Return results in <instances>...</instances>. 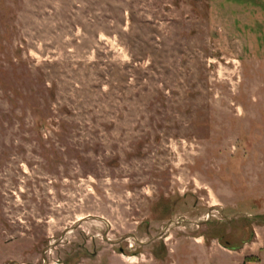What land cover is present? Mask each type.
I'll return each instance as SVG.
<instances>
[{"label":"rangeland","instance_id":"obj_1","mask_svg":"<svg viewBox=\"0 0 264 264\" xmlns=\"http://www.w3.org/2000/svg\"><path fill=\"white\" fill-rule=\"evenodd\" d=\"M0 264H264V0H0Z\"/></svg>","mask_w":264,"mask_h":264}]
</instances>
